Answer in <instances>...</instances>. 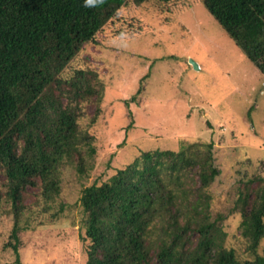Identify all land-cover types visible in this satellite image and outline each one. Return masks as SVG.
<instances>
[{
	"label": "rangeland",
	"instance_id": "374dc122",
	"mask_svg": "<svg viewBox=\"0 0 264 264\" xmlns=\"http://www.w3.org/2000/svg\"><path fill=\"white\" fill-rule=\"evenodd\" d=\"M262 58L250 61L202 0H146L120 7L93 41L53 69L50 95L76 119L74 132L66 135L68 149L55 147L54 161L51 155L45 159V170L53 173L41 176V167L29 176L31 182L18 184L12 201L14 187L0 167V264H15L5 245L13 227L20 264H86L82 189L114 180L119 170L148 174L151 161L168 160L167 151L179 152L193 142L210 144L214 179L204 183L198 163L174 175L158 170L159 186L147 195L154 204L150 212L163 216L155 226L159 216L151 217L144 237L149 236L148 251L139 264H250L259 256L264 264V215L256 219L264 205ZM161 187L180 189L175 206ZM176 211L179 219L182 213L198 218L206 212L217 220L199 263L195 249L202 236L194 228L171 245L165 229L156 228ZM136 253L118 242L113 261L125 263Z\"/></svg>",
	"mask_w": 264,
	"mask_h": 264
},
{
	"label": "trees",
	"instance_id": "16d2710c",
	"mask_svg": "<svg viewBox=\"0 0 264 264\" xmlns=\"http://www.w3.org/2000/svg\"><path fill=\"white\" fill-rule=\"evenodd\" d=\"M144 1L0 0V167L9 186L14 187L8 192L12 201L18 193V184L31 182L29 176H35L41 167V176L53 173L45 170V159L51 155L54 161L53 148H60L63 144L67 148L66 135L75 129L74 114L63 109L61 102L50 95L54 94L49 89L53 84V69L66 62L81 44L93 41L96 32L114 17L120 7L127 2L138 6ZM202 3L250 61L255 63L263 59L264 0H202ZM74 91L77 93L79 89L76 87ZM48 109L53 111L52 115L47 113ZM19 141L22 142L21 150L17 149ZM188 144L182 145L179 152L167 151L168 160L151 161L153 165H150V171L147 170L148 174L141 169L140 172L119 170L114 180L100 185L93 183L82 189L79 197L85 217L82 226L89 240L86 264H115L113 256L118 242H124L133 253L137 252L133 260L128 257V261H121V264H139L146 257L148 249L144 246L147 242H144L149 236L144 237L147 226L153 214L159 216L153 226L163 216L160 212H150L154 210V204L147 195L154 185L159 184L160 169L166 175H174L188 163H198L202 170L201 180L206 184L213 181L215 167L209 153L210 144ZM70 147L77 148L74 144ZM205 153L208 154L204 156ZM148 154V151L143 153L141 162L147 160ZM149 172L153 176H149ZM53 185L54 192H58L56 182ZM175 190L181 192L179 188ZM159 192L166 194L168 204L176 205L179 192L164 191L162 187ZM180 213L171 214L156 228L165 229L170 238L169 245L176 244L186 229L194 228L202 236L195 249V263H199L205 256V248L211 240L209 235L217 220H210L206 212L198 218L182 213L179 219ZM258 213L256 219L261 221L264 205ZM178 221L182 223L177 226ZM110 231L114 236L109 235ZM122 231L126 233L125 237ZM18 240L13 227L5 245L12 249L15 264H20ZM165 245L164 255L169 249ZM262 260L259 256L250 264H260Z\"/></svg>",
	"mask_w": 264,
	"mask_h": 264
},
{
	"label": "clouds",
	"instance_id": "9594fccd",
	"mask_svg": "<svg viewBox=\"0 0 264 264\" xmlns=\"http://www.w3.org/2000/svg\"><path fill=\"white\" fill-rule=\"evenodd\" d=\"M88 2H94V0H88Z\"/></svg>",
	"mask_w": 264,
	"mask_h": 264
},
{
	"label": "water",
	"instance_id": "95a60500",
	"mask_svg": "<svg viewBox=\"0 0 264 264\" xmlns=\"http://www.w3.org/2000/svg\"><path fill=\"white\" fill-rule=\"evenodd\" d=\"M195 65V64H194Z\"/></svg>",
	"mask_w": 264,
	"mask_h": 264
}]
</instances>
